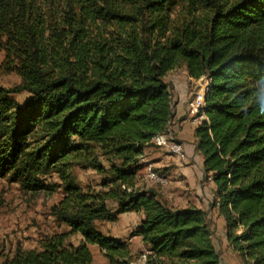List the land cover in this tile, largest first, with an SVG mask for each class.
Masks as SVG:
<instances>
[{
	"label": "trees",
	"instance_id": "obj_1",
	"mask_svg": "<svg viewBox=\"0 0 264 264\" xmlns=\"http://www.w3.org/2000/svg\"><path fill=\"white\" fill-rule=\"evenodd\" d=\"M0 54L21 80L0 85V177L61 190L50 215L68 228L2 264H96L90 245L108 264H137L98 228L132 211L144 264H224L206 210L135 187L145 149L174 122L167 75L180 66L206 81L195 148L228 244L264 264V0H0ZM76 164L111 187L85 189Z\"/></svg>",
	"mask_w": 264,
	"mask_h": 264
},
{
	"label": "rangeland",
	"instance_id": "obj_2",
	"mask_svg": "<svg viewBox=\"0 0 264 264\" xmlns=\"http://www.w3.org/2000/svg\"><path fill=\"white\" fill-rule=\"evenodd\" d=\"M3 55L0 54V62ZM2 64V63H1ZM0 65V85L11 88L20 83L15 72H7ZM167 80L172 85L171 94L175 103V119L169 135L152 142L140 158L135 176V187L151 189L173 207H199L208 212V219L214 231V244L225 264H245L241 256L228 244L225 234L224 218L212 206L215 198L214 184L205 179L202 169V156L195 148V128L201 122L200 107L203 106L205 80H195L189 76L185 67L170 71ZM18 104L28 99L27 91L12 94ZM179 142L183 146L185 159L178 158L171 146ZM76 164L74 172L79 183L90 190L107 191L111 184L104 186L107 174L93 168H83ZM157 173L162 181H153L148 172ZM48 183H60L56 174L46 177ZM124 185L123 187H125ZM61 190L29 192L8 176L0 177V264L13 256L17 248L31 249L38 245L46 233L57 229L67 230L66 226L57 228L50 215V207L61 198ZM113 206V203H110ZM142 213L125 212L116 221L98 223L99 230L106 236L127 242L137 259L148 253L140 236L133 235L138 227ZM77 237V236H76ZM78 237L75 241H78ZM96 264H108V259L97 245H90ZM147 251V252H146ZM146 258V257H145ZM144 258V259H145Z\"/></svg>",
	"mask_w": 264,
	"mask_h": 264
},
{
	"label": "bare ground",
	"instance_id": "obj_3",
	"mask_svg": "<svg viewBox=\"0 0 264 264\" xmlns=\"http://www.w3.org/2000/svg\"><path fill=\"white\" fill-rule=\"evenodd\" d=\"M173 148H176L177 152L173 151ZM171 150H172V152H173L175 155H177L178 158H180V159H182L181 156H182V157H186L185 152H184V150H183V146H182V144L179 143V142H174V143L172 144V146H171ZM180 153H181V155H180ZM148 177H149L150 179H152L153 181H162L161 177H160L157 173H155V172H153V171H149V172H148ZM156 177H157V178H156ZM145 257H146V256H145V253H144V255H142V258H141V259H143V261H144V260L146 259ZM144 258H145V259H144Z\"/></svg>",
	"mask_w": 264,
	"mask_h": 264
},
{
	"label": "crops",
	"instance_id": "obj_4",
	"mask_svg": "<svg viewBox=\"0 0 264 264\" xmlns=\"http://www.w3.org/2000/svg\"><path fill=\"white\" fill-rule=\"evenodd\" d=\"M148 251V250H147ZM146 251V252H147ZM135 251L134 250H132L131 251V253H134ZM144 262H145V260L143 261V259H141V258H139V259H137V264H144ZM225 264V263H224Z\"/></svg>",
	"mask_w": 264,
	"mask_h": 264
},
{
	"label": "built area",
	"instance_id": "obj_5",
	"mask_svg": "<svg viewBox=\"0 0 264 264\" xmlns=\"http://www.w3.org/2000/svg\"><path fill=\"white\" fill-rule=\"evenodd\" d=\"M173 151L177 152L176 148H173ZM180 155H181V153H180ZM181 158H182V159H185V157H182V156H181ZM156 178H157V177H156Z\"/></svg>",
	"mask_w": 264,
	"mask_h": 264
},
{
	"label": "clouds",
	"instance_id": "obj_6",
	"mask_svg": "<svg viewBox=\"0 0 264 264\" xmlns=\"http://www.w3.org/2000/svg\"><path fill=\"white\" fill-rule=\"evenodd\" d=\"M261 111L264 112V105L261 106Z\"/></svg>",
	"mask_w": 264,
	"mask_h": 264
}]
</instances>
